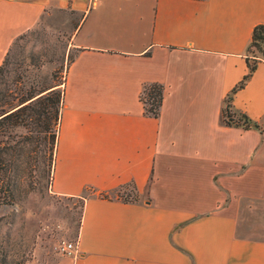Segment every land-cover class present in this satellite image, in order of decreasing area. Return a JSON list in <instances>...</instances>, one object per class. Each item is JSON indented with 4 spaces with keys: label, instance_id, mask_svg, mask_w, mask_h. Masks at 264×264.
<instances>
[{
    "label": "crops",
    "instance_id": "1",
    "mask_svg": "<svg viewBox=\"0 0 264 264\" xmlns=\"http://www.w3.org/2000/svg\"><path fill=\"white\" fill-rule=\"evenodd\" d=\"M142 1L111 15L98 0H0V66L47 10L79 18L52 188L91 192L74 253L53 264H264V235L237 229L242 204L264 199L263 58L230 102L248 125L223 121L264 0ZM151 83L163 86L157 117L141 101Z\"/></svg>",
    "mask_w": 264,
    "mask_h": 264
},
{
    "label": "rangeland",
    "instance_id": "2",
    "mask_svg": "<svg viewBox=\"0 0 264 264\" xmlns=\"http://www.w3.org/2000/svg\"><path fill=\"white\" fill-rule=\"evenodd\" d=\"M146 3L98 0L92 10L123 15L129 10L142 11ZM72 12L71 8L47 10L33 28L15 39L0 74V102L11 101L16 105L18 98L50 86L62 97L66 69L76 53L70 38L79 18L66 15ZM25 132L23 127L13 130V134ZM35 164L29 179L30 190L20 187L12 204L0 205V264H53L65 256L60 251L61 244L77 239L83 197L54 192L53 167L48 173L39 162ZM60 167L58 154L57 175ZM90 192L86 191L83 196L87 197ZM127 193L131 194L124 188L119 191L123 198H134ZM237 229L240 234H247L251 229L253 235H264V199L242 204Z\"/></svg>",
    "mask_w": 264,
    "mask_h": 264
},
{
    "label": "trees",
    "instance_id": "3",
    "mask_svg": "<svg viewBox=\"0 0 264 264\" xmlns=\"http://www.w3.org/2000/svg\"><path fill=\"white\" fill-rule=\"evenodd\" d=\"M247 55L248 72L231 89L225 100L223 121L226 124L239 125L242 121L245 126L248 125L245 115H239L238 119L234 118V113L230 110V102L233 94L244 86L259 60L264 59V25L258 24L253 28L251 40L247 46ZM6 56L0 66V74L6 62ZM162 98L161 84L151 83L145 86L141 96L145 114L157 117ZM61 104L62 97L54 86L42 89L36 94L29 93L26 97L18 98L16 105H13L11 101L0 102V205L12 204L18 188L30 190L31 180L29 179L32 168L36 166L35 162H39L48 173L52 170ZM6 106L8 108H5ZM17 127L25 128V134H13V130ZM119 196L122 197L120 194ZM82 197L83 200L86 198L83 195ZM124 199L128 198L124 197Z\"/></svg>",
    "mask_w": 264,
    "mask_h": 264
},
{
    "label": "built area",
    "instance_id": "4",
    "mask_svg": "<svg viewBox=\"0 0 264 264\" xmlns=\"http://www.w3.org/2000/svg\"><path fill=\"white\" fill-rule=\"evenodd\" d=\"M76 249V242H63L60 246V251L64 255H72Z\"/></svg>",
    "mask_w": 264,
    "mask_h": 264
}]
</instances>
